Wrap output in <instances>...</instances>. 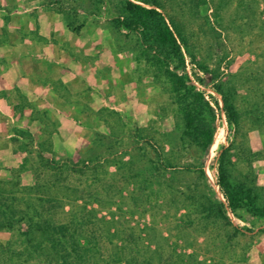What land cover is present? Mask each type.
I'll use <instances>...</instances> for the list:
<instances>
[{"label": "rangeland", "instance_id": "rangeland-1", "mask_svg": "<svg viewBox=\"0 0 264 264\" xmlns=\"http://www.w3.org/2000/svg\"><path fill=\"white\" fill-rule=\"evenodd\" d=\"M123 3L0 0L4 195L36 201L39 194L25 187L37 183V174L47 184L62 183L60 170L88 163L95 172L69 175L74 194L52 191L65 205L55 211L65 222L73 206H85L90 220L83 230L100 237L101 258L117 252L122 260L110 264H264L263 219L229 210L246 234L232 241L223 221L199 212L209 195L195 166L200 161L217 199L226 202L217 184L221 152L234 137L225 112L217 110L214 141L201 155L183 133L167 67L148 60L139 32L117 27ZM148 6L184 36L188 86L213 93L223 107L204 66L231 88L243 114L235 142L247 139L245 146L260 153L251 163L231 156L232 178L253 186L264 204V125L253 127L250 118L251 110L264 113V0H151ZM176 65L183 74L176 60L170 69ZM109 230L119 237L101 238ZM21 231L0 230V264L43 263L18 253Z\"/></svg>", "mask_w": 264, "mask_h": 264}, {"label": "trees", "instance_id": "trees-1", "mask_svg": "<svg viewBox=\"0 0 264 264\" xmlns=\"http://www.w3.org/2000/svg\"><path fill=\"white\" fill-rule=\"evenodd\" d=\"M150 2L151 0H124L123 13L115 19V23L119 28L139 32L145 42L144 44L151 52L148 53V60L156 66L164 64L167 67L166 74L172 85L177 112L184 123L183 133L190 143L202 152L201 155H205L215 138L217 110L222 109L225 112L234 137L242 132L243 114L235 102L231 88H227V83L214 77V74H211L206 67L203 66V70L210 74V79L213 80L211 83L213 90L222 96L223 107L220 106L219 99L213 93H208L194 85H187L188 81L191 80L188 72H185L186 58L183 47L186 46V40L178 29H175L166 20L158 7L148 6ZM173 60L182 66L183 74H179L178 65H176L175 71L170 69ZM193 75L201 83L205 82L195 71H193ZM250 118L254 124L253 127L257 126V122H259V126L264 125V113L261 116L260 114L257 115L256 110H251ZM234 137L231 138L230 145L221 152L218 167L217 184L226 200L225 203L217 199V194L209 183L203 168V162L200 161L195 165L198 176L202 177L205 183L204 187L209 193L207 201L201 202L199 212L214 222L223 221V225L228 227L227 235L230 240L238 239L246 236V234L245 231L233 225L228 215L229 210L236 216H240V211H245L253 217L264 220V204L259 201L256 189L244 181L233 180L230 170V165L233 163L231 156L241 154L245 160L251 163L259 157L260 153L253 152L248 146H245V143H248L247 139L243 142L244 146L243 144L238 146ZM232 149L238 150L239 153L231 152ZM193 167L194 164H189L186 170L192 172ZM89 171L95 172V167L84 162L78 168L67 166L65 170L62 169L57 174L62 183L56 182L55 179L51 184L42 181L37 174V183L34 186L25 187V189L39 194L36 201L31 199V201L25 200V202L13 195L5 196L4 192H9V189L0 186V230L12 232L14 229L20 228L21 231L23 224L26 223L27 225L26 231L22 227L20 232L25 237V243L18 253H27L31 258L43 261L42 264H100L102 261L105 264H110L119 259L120 262L122 261L117 256V252L114 258H101L100 237L98 238L94 232L83 230L84 223L90 220L89 212L85 206L82 207L77 204L73 206L70 211L71 216L65 222L60 219L61 217L55 211L58 207L63 210L65 205L54 195L52 196V191H67V194L70 192L74 194L77 190H74V187L69 183V175L74 172L85 175ZM201 195L205 194L202 193ZM68 198L70 197L68 196ZM95 220L99 224L101 223L99 218ZM249 231L252 232L253 230ZM115 236L119 237V234L109 230L102 234L101 238L105 237L113 241ZM10 249L11 247L2 250L4 257L9 256ZM157 254L160 256V253L157 252ZM171 257L175 260L174 256ZM241 260L247 261L243 258ZM126 264L132 263L130 261Z\"/></svg>", "mask_w": 264, "mask_h": 264}]
</instances>
